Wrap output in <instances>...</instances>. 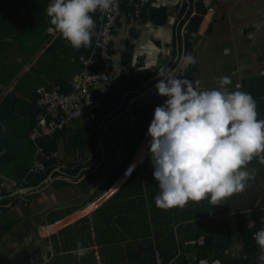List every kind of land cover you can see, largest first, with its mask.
Here are the masks:
<instances>
[{
  "label": "crops",
  "instance_id": "1",
  "mask_svg": "<svg viewBox=\"0 0 264 264\" xmlns=\"http://www.w3.org/2000/svg\"><path fill=\"white\" fill-rule=\"evenodd\" d=\"M197 1L152 0L143 11L141 23L135 21L128 9L123 11L112 41L114 73L118 81L113 94L120 100L115 109H122L126 101L127 104L124 112L115 116L112 112L100 126L102 132L98 134L96 162L91 168L83 169L95 181L84 193L78 181L62 178L66 157L76 165L83 161L84 155L78 151L69 153L68 145L70 131L85 129L95 121L83 118L67 128L69 134L60 136L58 151H55L63 162H58V166L62 165L56 171L61 175L56 179L70 181L68 186H53V178L45 180L43 185L28 193V206L12 203L11 199L1 202L0 198V264H48L58 256L53 249V236L76 220L91 217L111 196L106 192L93 202L89 200L100 180L124 159L118 152L121 144L110 140L114 135L107 127L125 132L134 127L137 120L150 118L147 114L136 115V110L163 104L166 97L157 95L154 87L161 67L168 66L173 75L192 80L201 89L216 88L219 77H230L231 84L227 87L250 93L257 102L258 118L264 119V0H200L207 11L199 21L195 20ZM11 19L13 25L11 20L0 25V37L3 38L0 39V179L18 183L9 178L21 175L29 164L30 132L35 126L30 124V110L34 109L33 113L37 110L36 90L47 83L52 90L61 91L62 85L71 89V84L81 73V57L85 56L81 53L85 47H72L59 31L54 35L48 33V38L41 43L46 32H28L19 25L16 17ZM47 19L48 28L55 26L48 14ZM93 19L95 28L91 38L96 39L99 23L96 16ZM194 21L200 26L197 32L188 36L187 25ZM16 27L17 31H14ZM187 54L195 58L194 64L183 61ZM128 64L137 71L126 75L124 69ZM130 80L140 86L123 94V86L128 87ZM105 90L104 85L94 88L96 97L103 103L107 96ZM149 141L146 134L139 148L144 149V153L133 171L147 158ZM139 150L133 160L140 155ZM247 168L255 170V179L250 186L222 200L218 207L216 205V213L204 218L214 223L213 228H209V241L213 247L207 252L209 264L224 259L230 261L227 264H259V253L250 252L252 241L247 235L260 229L264 215V164L254 157ZM1 191L11 196L7 190ZM62 210L70 211V214L60 218ZM250 221L254 223L249 225Z\"/></svg>",
  "mask_w": 264,
  "mask_h": 264
},
{
  "label": "trees",
  "instance_id": "2",
  "mask_svg": "<svg viewBox=\"0 0 264 264\" xmlns=\"http://www.w3.org/2000/svg\"><path fill=\"white\" fill-rule=\"evenodd\" d=\"M50 3L51 0H0V14L3 13L0 17V25H6L7 20H11L10 24L13 25L14 22L11 19L13 16L17 18L19 25L22 24L28 32L41 31L44 34L48 29L47 7ZM195 10L197 15L194 19L202 20L207 11L203 1H197ZM198 21L188 23V36L198 31L200 26ZM15 25L17 24L15 23ZM14 31H17V27L14 28ZM188 36L186 38L187 46L189 44ZM47 38L48 35L45 34L41 43ZM0 39L3 38L0 37ZM94 42L95 38H91L90 45L85 47L84 52L81 54L89 56ZM1 49L2 45L0 44V55ZM117 83L118 81L115 79L110 85H106V99L104 103L102 102V107L97 111L96 119L92 124L77 131L69 132L66 129L55 137L48 139L47 144L42 142L48 153L55 152L58 151L60 136L70 133L69 153L78 151V154L84 156L83 161L79 162L78 165L75 162H70V158L67 159L66 157L64 159L62 157L66 161L65 168L61 170L64 174L62 178H71L78 181L79 187L84 193L88 192L95 181L83 169L91 168L96 162V149L99 135L102 132L100 126L112 112L115 116L126 110L124 108L127 101L122 109H115L119 106L120 101L113 94ZM44 86L47 90L52 91V88H48V83ZM139 86L137 82L133 83L130 80L128 87H126V84L123 86V94L126 91L137 89ZM61 88L64 93L70 91V87L68 88L67 85H62ZM130 96L132 95L130 94L128 99H130ZM35 100H37V93ZM154 109L155 107L140 111L136 110V115L143 116L147 114L150 118L142 121L137 120L135 126L125 132L115 131L112 126L107 127L114 135L110 140L114 141V144H121L118 152L124 159L107 177L105 176L104 179L100 180L101 183L89 198L90 202L104 195L114 185V189L120 185L117 182L141 147L153 117ZM33 110H30V124L34 126L40 110L37 108L34 113ZM30 147L28 152L29 164L23 169L21 175L9 179L21 182L25 178L34 157L32 142ZM143 150L139 153L135 165L142 157ZM147 154V158L133 172L135 166L128 171V173L132 172L129 178L92 213L91 217L85 216L78 219L53 236L55 242L53 249L58 256L50 260L48 264H209L207 260L209 254L207 255V252L213 248L209 241V228L210 226L213 228L214 223L211 220H204V218L216 213V205L210 203L208 199H203L189 201L182 208L163 209L156 206L154 197L159 189L153 177L149 148H147ZM58 162L63 163L59 158L52 160L48 164L46 172L28 177L26 186L39 187L51 174L53 176V186H68L70 181L56 179L61 175L60 172L56 171V168H59ZM2 180L0 179V183ZM8 197V194L2 193L0 189L1 202H7L11 199ZM69 214L70 211L62 210L59 216L63 218ZM50 222L53 221L50 220ZM247 236L252 241L249 248L250 252L252 254L259 253V246L256 244L253 235L248 234ZM78 242L90 249L82 257L76 255L73 251ZM221 261L217 264L230 263L229 260L225 259Z\"/></svg>",
  "mask_w": 264,
  "mask_h": 264
},
{
  "label": "clouds",
  "instance_id": "3",
  "mask_svg": "<svg viewBox=\"0 0 264 264\" xmlns=\"http://www.w3.org/2000/svg\"><path fill=\"white\" fill-rule=\"evenodd\" d=\"M115 5L116 0H51L47 14L62 37L78 49L91 43L93 14ZM183 61L196 62L191 54ZM157 75L156 93L166 99L155 107L147 129L159 189L156 206L182 208L203 199L220 205L244 191L255 179L248 163L258 157L264 164V119L258 118L254 97L239 88L230 90L228 76L219 77L216 88L201 89L196 82L173 75L166 65ZM253 238L264 253V227ZM89 250L78 242L73 251L82 257ZM259 259L264 262V254Z\"/></svg>",
  "mask_w": 264,
  "mask_h": 264
},
{
  "label": "built area",
  "instance_id": "4",
  "mask_svg": "<svg viewBox=\"0 0 264 264\" xmlns=\"http://www.w3.org/2000/svg\"><path fill=\"white\" fill-rule=\"evenodd\" d=\"M152 0H116V5L109 11H97L93 14L98 20V31L94 46L89 56H82V70L79 77L71 84L69 92H62L59 89L52 91L41 86L36 90V106L40 110L37 122L30 132V141L35 146L33 163L21 182L4 180L0 183V189L11 193V202L28 206L29 194H17L13 197L14 191L27 188V178L44 173L52 160L59 158L57 152H47L44 143L55 137L65 129L69 128L74 121L85 119H96V113L102 107V102L96 98L94 88L100 85H110L115 80V61L112 52V41L117 22L125 9L138 23L142 22V15ZM58 33L55 26L49 27L48 35ZM99 59V60H98ZM130 64L125 66L124 72L130 75L137 71ZM264 77V68L262 71ZM62 164L59 165V168ZM264 227V215L260 221V228ZM264 254L259 247V257ZM259 264H264L260 261Z\"/></svg>",
  "mask_w": 264,
  "mask_h": 264
},
{
  "label": "rangeland",
  "instance_id": "5",
  "mask_svg": "<svg viewBox=\"0 0 264 264\" xmlns=\"http://www.w3.org/2000/svg\"><path fill=\"white\" fill-rule=\"evenodd\" d=\"M142 151V148L139 150V153ZM138 157H136L134 160H133V162H132V164H131V167H130V169L132 168V167H134V166H136L135 165V163H136V159H137ZM137 162H139V161H137ZM138 164V163H137ZM129 169V170H130ZM127 172V171H126ZM125 172V175L123 174L121 177H120V179H119V181L117 182V183H120V185H118L117 186V188H115L114 189V186L107 192V195H112L113 193H115L117 190H118V188L129 178V176L131 175V173L133 172V170H132V172H127L126 173ZM127 174V175H126ZM125 178V179H124ZM124 179V180H123ZM123 180V181H122ZM116 183V184H117ZM111 192V194H109ZM105 195H106V193H105ZM101 198V197H100Z\"/></svg>",
  "mask_w": 264,
  "mask_h": 264
},
{
  "label": "water",
  "instance_id": "6",
  "mask_svg": "<svg viewBox=\"0 0 264 264\" xmlns=\"http://www.w3.org/2000/svg\"><path fill=\"white\" fill-rule=\"evenodd\" d=\"M52 178V174L51 175H49V177L46 179V180H50ZM34 190V187H27V188H23V189H21L20 191H14L13 193H12V195H13V197L14 196H16L17 194H28V193H30L31 191H33Z\"/></svg>",
  "mask_w": 264,
  "mask_h": 264
}]
</instances>
